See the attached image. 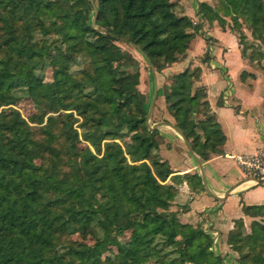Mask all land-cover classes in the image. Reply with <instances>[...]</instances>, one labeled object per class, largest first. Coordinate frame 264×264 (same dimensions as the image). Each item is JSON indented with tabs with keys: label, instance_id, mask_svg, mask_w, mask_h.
Listing matches in <instances>:
<instances>
[{
	"label": "trees",
	"instance_id": "obj_1",
	"mask_svg": "<svg viewBox=\"0 0 264 264\" xmlns=\"http://www.w3.org/2000/svg\"><path fill=\"white\" fill-rule=\"evenodd\" d=\"M178 7L176 0H0V109L30 98L43 108L36 122L59 112L40 139L19 110L0 115V133L8 134H0V264H106L110 247L118 254L109 264H224L212 236L172 209L179 183L202 189L203 180L173 175L159 153L160 131L150 127L137 89L139 62L117 44L132 45L156 69L177 63L200 27ZM223 7L241 13L264 45V0H223ZM198 14L201 26L225 23L205 1ZM81 57L89 68L72 70ZM201 80L199 67L186 69L159 92L209 159L223 153L227 138ZM244 211L262 215L264 204ZM256 225L258 233H247L239 218L228 235L240 264H264V226ZM74 234L95 243L69 241Z\"/></svg>",
	"mask_w": 264,
	"mask_h": 264
},
{
	"label": "crops",
	"instance_id": "obj_2",
	"mask_svg": "<svg viewBox=\"0 0 264 264\" xmlns=\"http://www.w3.org/2000/svg\"><path fill=\"white\" fill-rule=\"evenodd\" d=\"M179 1L187 15L199 16L195 0ZM209 34L216 38L219 48H229L225 58L216 59L227 67V76L212 63L208 67L202 65V82L206 85L208 100L227 138L223 153L203 159L177 127L166 105H162L164 95L158 101L162 106L153 108L151 119L163 137L159 153L169 161L173 175L198 173L203 180L202 189H191L186 181L177 185L180 191L174 208L178 209L181 221L200 225L213 233V239L215 233L218 241L214 252L222 255L225 264H240L234 257L228 235L237 219L251 221V212L245 213L244 206L264 204V185L255 184L244 175L236 156L255 153L264 144V91L257 78L241 76L247 64L235 35L219 26ZM185 64L186 61H180L165 70L181 71ZM164 80V74H154L155 91Z\"/></svg>",
	"mask_w": 264,
	"mask_h": 264
},
{
	"label": "rangeland",
	"instance_id": "obj_3",
	"mask_svg": "<svg viewBox=\"0 0 264 264\" xmlns=\"http://www.w3.org/2000/svg\"><path fill=\"white\" fill-rule=\"evenodd\" d=\"M176 1H178L179 5H180V7H178V11H177L178 14H180V12H181V14H186L184 5L179 0H176ZM201 1H205L207 3H210L214 7V9L222 17H224L225 23L222 24L223 25L222 26L219 24L218 21H216V23L214 25L209 26L206 22H204L201 26L202 20H201L200 15L198 17H195V16L190 17L188 15L192 19L194 25H199L200 27H199V29H197V35L194 38L191 46L187 50L186 54L181 57V60L178 61V62L186 61L187 64H185L186 66L183 68V70H181V71L178 70V71H175L174 73H173V71L167 72V70H165V69L168 67H171L172 64L168 65L164 68H161V69H156L155 66L153 64H151V62L138 49H136L132 45H129L125 42H118L117 43L122 48L123 51L130 52L135 57V59H137V61L139 62L140 78H139V84L137 86V89L144 96V99L146 101V107L148 109V116H149L148 123L152 129L157 128L154 124L155 120L151 119L153 108L155 106L161 107L162 105H166V107H167L166 98H164L165 101L162 102L161 106L158 103L160 97L162 95H164L163 92L160 93L159 90L163 89V87L165 85H167L169 77H171L173 74L182 72L186 69H194V68L199 67L201 69V75H202L203 74L202 65L204 67H208V66H211V63H212L214 66L216 65V68H218V70L219 69L221 70V74H224L226 76L228 75L227 67L224 64L217 63L216 59L225 58V52H227L229 48H226V47L219 48L218 47L219 45L216 43V41H217L216 38L214 36H212L211 34H209L215 26H219L221 29L227 30L230 33H232L233 35H235V37L237 38L238 43H239L241 55L245 59L246 64H247V68H245V70H243L241 72V76L242 77L249 76V77H252L253 79L257 78L259 83L262 84V86H260V87H262V89L264 91V55L260 54V52L264 53V50H263L264 45L261 43V41L256 36H254L249 21H247V19H245L241 15V13H238L236 18L230 14H226L224 7H223V0H195V8H197V12H198L199 3ZM91 16L93 19L94 15L91 14ZM93 22H94V19H93ZM92 25H93V23H92ZM207 34H209V35H207ZM202 36L204 37V39H201ZM51 37H52V40L57 38V36H51ZM198 38H199V40H198ZM240 40H241V42H239ZM232 51H234V50H232ZM243 52H245V54H246L245 56L243 55ZM233 55H235V53H233ZM254 57H255V60L252 59ZM233 59L235 60L236 56H234ZM81 67L89 68L88 62L83 57H81V63L80 64L72 63L71 69L76 70V69H81ZM43 72H44V77L47 81L52 80L53 73H54L53 66H50L49 64L46 65ZM158 73L164 74L165 80L160 85V87L155 91L154 90L155 81L153 82V80H154V74L156 75ZM202 80H203V78H202ZM202 80H201L200 84H203ZM203 85L206 87L205 84H203ZM164 97H165V95H164ZM15 110H19L23 114L24 117H26L29 121H31V124L33 125V130L35 131V134L39 139L42 138L41 129H40L41 126L47 122L48 117L50 115H56L59 113V112L50 111L44 116L45 118H44L43 123L36 122L37 116L42 114L43 108L39 107V105H37L30 98H22L18 102H12V103L4 105L0 109V115H3L5 117H10L11 114L13 113V111H15ZM0 134L2 135V137H8V134H2V133H0ZM185 138H186V136H185ZM162 139H163V137L160 134L158 136L159 145H160ZM36 160L38 162H40L41 157L37 156ZM177 196L175 198V201L177 199ZM174 206H175V203L173 204L172 209L178 210V209H175ZM253 219H256L255 220L256 222L263 224V226H264V214L259 215L255 211H252L251 212V221H248V223L245 222L247 233H250V232L258 233L260 230V228L258 229V227H259L258 225L254 226L255 223L252 222ZM203 230L206 232L205 229H203ZM206 233H209L211 236L213 235V233H211V232H206ZM129 238H130V232H126L123 236H121V240H122L123 244L127 245L129 240H130ZM68 240L73 241V242L74 241L85 242V243H88L91 245H93L95 243V241L92 239V237L89 236L88 234H74V235L70 236ZM213 240L214 239L212 236V250H213V247L215 244V242ZM231 249L234 252L235 259H237L240 263L239 252L237 250H235L233 248V246H231ZM117 254H118V251H117L116 247H110L106 252H104L102 254V258L106 264H109L111 261L116 259ZM217 255H219L222 258L223 263H224V259H223L222 255L221 254H217Z\"/></svg>",
	"mask_w": 264,
	"mask_h": 264
},
{
	"label": "built area",
	"instance_id": "obj_4",
	"mask_svg": "<svg viewBox=\"0 0 264 264\" xmlns=\"http://www.w3.org/2000/svg\"><path fill=\"white\" fill-rule=\"evenodd\" d=\"M244 175L255 184L264 185V144L255 153L236 156ZM218 241L214 233V242Z\"/></svg>",
	"mask_w": 264,
	"mask_h": 264
}]
</instances>
